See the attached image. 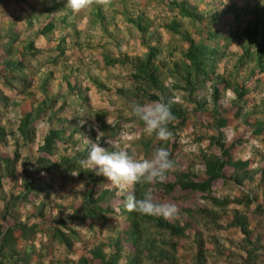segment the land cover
Here are the masks:
<instances>
[{
    "label": "rangeland",
    "instance_id": "rangeland-1",
    "mask_svg": "<svg viewBox=\"0 0 264 264\" xmlns=\"http://www.w3.org/2000/svg\"><path fill=\"white\" fill-rule=\"evenodd\" d=\"M31 1L40 9L34 21L28 26L18 18L17 41L7 51L0 47V225H10L15 219L33 225V237L21 241L27 250L33 247L25 264H64L81 255L97 264L98 258L90 253L94 246L114 257L112 264H124L130 258H134L132 264H264L262 0H184L193 14L202 17L198 21L177 16L176 6L171 4V8L166 0H150L145 8L139 0H112L107 6L93 5L79 13L68 8L66 2L65 8L47 13L43 8L48 0ZM230 2L245 7L239 9L233 18L236 23L227 31L222 23L231 19L225 9ZM257 4L263 5L253 13L251 9ZM124 8L133 12L127 13ZM3 9L0 33L16 16L12 5ZM59 12L66 14L64 21L57 16ZM48 14L54 15L55 26L41 34L37 27ZM136 14L140 23L148 24L142 35L134 23ZM171 17L178 18L181 29L194 39L206 32L208 22L221 32L213 41L218 50L205 58L208 65L204 73L184 70V42L177 41V34L163 26ZM251 22L255 30L245 34L242 28ZM231 32L236 34L229 36ZM142 36L159 48L155 81L143 78L134 68L146 53L147 43ZM61 38L64 40L59 44ZM28 41L33 43L34 56L25 49ZM58 44L62 53H58ZM260 44L262 54L257 60L253 52ZM242 46L248 52L239 59ZM18 58L26 61L21 71L28 85L25 90L24 81L16 78L14 69L3 65L4 60ZM234 84L245 89L240 98ZM133 101H161L169 103L172 112L181 110L182 120L176 117L168 125L172 139L165 142L155 134L147 135L143 122L131 114ZM219 117L225 121L218 123ZM81 120L85 121L83 125ZM93 125L103 131L100 143L109 151L123 149L148 159L161 147L170 152L177 168L166 173L161 184H140L136 188L142 195L151 191L157 202L178 205L180 215L164 219L181 226L180 233H170L146 217L139 218L134 211L138 227L132 231L124 207L126 194L104 177L79 166L91 143L96 142ZM50 129L59 132L50 154L42 153L47 159L43 163L37 156ZM217 139L235 142L231 155L248 160L244 169L230 170L226 180L208 193L191 192L174 183L165 189L163 183L174 182L177 172L204 175L203 157L220 154ZM69 159L78 164V170L68 169ZM48 161L55 166L48 171L40 169ZM27 180L31 186L27 199L16 200L14 208L4 210V200L9 194L23 192ZM89 193L93 199L90 203ZM224 199L228 202L220 204L219 200ZM92 204L102 210L85 213ZM74 213L78 218H74L77 237L72 238L69 247L58 242L48 244V226L57 225L61 218L70 225L69 216ZM239 213L248 222V242L237 225L231 224L233 215Z\"/></svg>",
    "mask_w": 264,
    "mask_h": 264
},
{
    "label": "trees",
    "instance_id": "trees-1",
    "mask_svg": "<svg viewBox=\"0 0 264 264\" xmlns=\"http://www.w3.org/2000/svg\"><path fill=\"white\" fill-rule=\"evenodd\" d=\"M45 1V0H44ZM161 1V0H158ZM43 0H39V3H42ZM49 4L48 6L44 7L43 9L48 12H53L54 10H58V8H65V2L66 0H48ZM147 2H151L150 0H139V4L141 7H146ZM167 4H171L176 6L175 13H178L180 16H189V18L192 20H201V16H196L193 14L192 11L189 10V8L186 6L184 0H166ZM258 3V2H257ZM262 3H264V0H262ZM12 5V8H16V16H14V19L8 20V26L6 29L0 33V47L7 51L8 49H11L12 45L17 41L18 33H19V27L17 30V26L20 24L18 23V18L23 19L25 21V24L30 26L31 22L34 21L37 14L40 12V9L38 10L35 3H33L31 0H0V9L2 11H5L3 8L7 7L10 9ZM188 5V4H187ZM263 4H257L252 7L251 11L253 10V13L258 12V7ZM127 5H124L126 7ZM98 7V6H97ZM241 7H245L244 4H236L235 2H230L225 6L226 11L231 13V19L227 18L225 19L226 22L222 23L227 25V31L234 26V23H236V20H233V18H236L239 14V9ZM54 8V9H53ZM172 8V7H171ZM42 9V10H43ZM53 10V11H52ZM124 10L127 13H132L133 9L124 8ZM11 11V10H10ZM139 12H144V10H139ZM198 15V14H197ZM58 17H60L61 21H64L66 18V14L63 12H59ZM196 16V19H195ZM134 23H136V26L139 28L141 35L148 29L147 23H140L138 19L140 18L139 14L135 15ZM198 18V19H197ZM54 15L48 14L46 16V19L39 23V26L37 27V31L41 34H46L47 32H50L54 26ZM195 21V24L198 23ZM18 23V24H17ZM251 22L250 26L243 27L242 30L245 32V34L248 31H253L255 28V24H252ZM163 26L169 33L177 34V41L181 40L184 42V48L182 49V56H183V65L184 70H187L191 68L193 72L197 73L199 70L203 71V73L206 71L205 64L208 65V62L205 61V58H207L209 55H212L215 53V51L218 50L216 44L213 42L214 39L217 38V36H221V32L218 31V27L215 25H212V22H208L206 25L205 33L199 34V38L196 40L193 37L190 36L189 33H187L184 29H181L180 26V20L175 17H171L166 22H164ZM193 29H198L197 27H194ZM236 32H231V35H235ZM224 35V33H223ZM222 35V36H223ZM246 36V35H245ZM143 37V36H142ZM227 38V36H224ZM144 38V37H143ZM63 38H61L59 44L63 42ZM144 40L147 43L146 53L143 55L140 60L137 61L136 64H134L135 71L139 73L140 76L147 80L155 81V75L158 70V64L155 63V57L157 55V52L159 51V48L156 44H149L147 39L144 38ZM247 40H250V34L249 38ZM212 41V42H211ZM58 44V53H62L63 49L59 48ZM32 47V48H31ZM28 49V53L34 56L35 50L33 49V43L31 41H28L25 43V49ZM24 49V50H25ZM32 49V50H31ZM247 48L242 46V50L239 56V59H242L243 55L247 54ZM24 53V52H23ZM255 54V57L257 60H259L261 54H262V46L261 44L258 47V50H255L253 52ZM207 55V56H206ZM114 61V60H111ZM4 66L9 67L11 69H14V73H16L20 81L23 82L22 89L25 90L26 87H28L27 82L24 78V75L22 76V69L26 67V61L21 59L16 60H4L3 63ZM203 65V66H201ZM204 67V68H203ZM209 68L211 66H208ZM2 80H6L7 84L8 78L6 76H3ZM28 81V80H27ZM194 86V85H193ZM192 88V87H191ZM234 91L236 92V96L238 98L243 95L245 89L239 88L237 84H234ZM244 89V90H243ZM215 90V88H214ZM1 94V92H0ZM214 99L215 96H214ZM238 108H236L235 111H237ZM227 112V110H223ZM234 111V112H235ZM174 114L177 118L182 120L184 117V114L181 110H173ZM179 113V114H178ZM218 123H223L225 121L224 117L217 118ZM59 130L50 129L47 134L44 135L42 140V145L40 146L39 150L41 153L37 156L38 161H43V163H46L47 159L42 154L47 152L50 154L51 152V146L54 143V139L57 137ZM215 136L211 135L210 138ZM218 142V147L220 150V154L218 156H204L203 157V164H204V175L195 174L192 172H177L175 173V180L174 182H166L163 183L165 189H169L172 187L173 183L179 185L182 189H187L189 191H198V192H210L211 189L223 183L227 178V173L232 170L234 172H237L241 169H244L247 164V159H240V158H233L231 155V151L235 146L234 141H230L229 143H225L222 141ZM54 162H49L47 164H42L40 166V169L49 170L51 166H55L53 164ZM66 163H68V169L73 170L78 166V164H74L73 160H66ZM79 167L76 168L78 170ZM157 184H161V182H156ZM140 184H137L135 186V194L138 198H142L143 195L137 192V186ZM25 190L23 192H18L17 194H9L8 198L4 200V210H7L8 207L14 208V203L16 200L18 201H25L27 190L31 188L28 180L26 181ZM89 203L93 201L91 198V194L89 193ZM249 200H246L248 202ZM220 204H226L228 202V199L219 200ZM97 209H101V207L97 205H90L86 209L85 213H93L97 214ZM10 211V210H8ZM127 211V210H126ZM92 214V215H93ZM128 217L130 218L131 222V228L132 231H135L138 227V219L134 216V212L127 211ZM101 215V212L99 213ZM139 218L146 217L147 219L153 221V223L158 227H165L167 228L170 233H180L182 230V227L178 224L169 222L165 220L162 216H148L143 214H138ZM5 216V213H4ZM74 218H77V214H72L69 216L70 225H67L64 218H61L57 225L48 226L47 230L45 231L46 234V242L48 244H52L54 242H58L60 244H63L65 247H69V244L73 237H77V231L75 228V221ZM78 219V218H77ZM231 224L237 225L241 233L243 234L244 238L248 242L247 236L250 234V230L248 228V222L245 218V215L243 213L234 214L231 220ZM15 230L19 231L18 234H15ZM36 232V230L33 228V225H28L27 222L15 219L13 220V223L10 225H6L5 227L0 225V264H25L27 260H29V254L32 251L33 247H30V249H26L25 244L21 241L27 240L30 237H33V232ZM20 239V242L17 240ZM250 242V241H249ZM31 245V244H30ZM32 246V245H31ZM91 257H97L98 263L97 264H112L114 261V257L111 255H106L105 252H103L99 247H93L91 250ZM198 257V255H197ZM196 257V258H197ZM248 258L251 256L248 254ZM134 258L128 259L124 264H132ZM64 264H94L89 261V259L85 255H81L76 260H72L71 262H65Z\"/></svg>",
    "mask_w": 264,
    "mask_h": 264
},
{
    "label": "clouds",
    "instance_id": "clouds-1",
    "mask_svg": "<svg viewBox=\"0 0 264 264\" xmlns=\"http://www.w3.org/2000/svg\"><path fill=\"white\" fill-rule=\"evenodd\" d=\"M111 2L112 0H66V6L74 13H79L93 5L107 6ZM130 110L132 115L143 122L147 135L155 134L158 140L165 142L172 139L173 132L168 125L176 121V116L169 103L154 101L141 104L133 101ZM84 123V120L80 121L81 125ZM93 127L97 131L96 142L91 143L87 156L78 162L79 166L90 170L96 176L104 177L121 194H126L124 207L127 211L162 216L165 219L177 218L180 209L175 202H157L151 191H146L142 198H138L134 191L137 184L163 182L166 173L177 168L170 152L161 147L148 159L139 158L123 149L109 151L100 143L103 131H100L98 125Z\"/></svg>",
    "mask_w": 264,
    "mask_h": 264
},
{
    "label": "crops",
    "instance_id": "crops-1",
    "mask_svg": "<svg viewBox=\"0 0 264 264\" xmlns=\"http://www.w3.org/2000/svg\"><path fill=\"white\" fill-rule=\"evenodd\" d=\"M238 1H240V0H235V2L237 3ZM243 1H247V0H243ZM189 2V1H188ZM177 16H180V15H178V13H177ZM195 38V37H194ZM197 39V38H196Z\"/></svg>",
    "mask_w": 264,
    "mask_h": 264
}]
</instances>
